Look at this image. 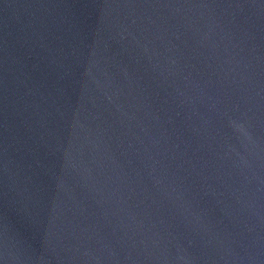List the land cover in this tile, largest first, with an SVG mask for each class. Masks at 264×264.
Segmentation results:
<instances>
[{
    "label": "water",
    "instance_id": "water-1",
    "mask_svg": "<svg viewBox=\"0 0 264 264\" xmlns=\"http://www.w3.org/2000/svg\"><path fill=\"white\" fill-rule=\"evenodd\" d=\"M0 264H264V45L152 134L1 215Z\"/></svg>",
    "mask_w": 264,
    "mask_h": 264
}]
</instances>
